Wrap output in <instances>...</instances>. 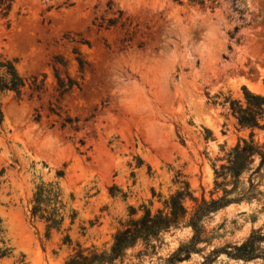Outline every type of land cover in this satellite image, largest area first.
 I'll use <instances>...</instances> for the list:
<instances>
[{"label":"rangeland","instance_id":"obj_1","mask_svg":"<svg viewBox=\"0 0 264 264\" xmlns=\"http://www.w3.org/2000/svg\"><path fill=\"white\" fill-rule=\"evenodd\" d=\"M1 1L0 60L26 84L0 95V215L13 248L0 264L109 253L185 184V215L114 264H264V241L254 259L226 254L264 235V166L215 184L218 158L250 136L224 97L264 94V0ZM57 75L75 84L64 90ZM42 182L62 188L59 229L31 216ZM225 189L230 202L202 218L188 255L191 217Z\"/></svg>","mask_w":264,"mask_h":264},{"label":"trees","instance_id":"obj_2","mask_svg":"<svg viewBox=\"0 0 264 264\" xmlns=\"http://www.w3.org/2000/svg\"><path fill=\"white\" fill-rule=\"evenodd\" d=\"M1 4L6 5L3 7L4 9L10 7L5 0H2ZM113 23L110 21L109 24L112 25ZM57 77L59 87L64 88V90L70 89L75 84L74 81L70 80L67 86L58 75ZM25 84L26 80L20 76L13 62L0 60V95L8 92L19 93ZM224 99V102L228 103V109L236 119L238 126L243 130H249L250 136L247 139H242L235 147L227 151L223 158H218L224 162L215 169L217 188L225 187L237 180L245 171L256 173L264 166V143L260 144L254 139L256 131L264 132V94L244 88L241 98L226 96ZM215 102L214 100L213 103ZM62 174L59 173L60 176ZM218 179L220 180L218 181ZM181 188L166 201L165 211L158 210L152 214L148 210L141 219L132 221L129 227L119 232L109 253L95 252L84 257L80 255L78 259H71L68 264H114L124 257L125 250L134 247L139 241L153 247L154 245H151L152 238L158 237L160 233L168 231L172 225L177 223L179 218L186 213V199H194L189 185L185 184ZM224 192L225 195L219 199H213L210 202L204 200L191 217L190 225L197 234L193 237L192 244L185 247L188 255L192 250H196L195 246L200 241V221L202 218L230 202L226 197L229 191L225 189ZM65 206L63 191L59 184L42 182L37 185L34 192L31 216L45 221L49 227L59 229L65 220ZM6 233L4 220L0 215V261L10 257L13 253ZM262 241H264V235L255 231L246 241L235 246L234 251H226V254L237 259H254L259 256L257 252ZM185 249L181 247L179 254L170 257V262L174 263L176 260L184 258L180 256V252Z\"/></svg>","mask_w":264,"mask_h":264}]
</instances>
